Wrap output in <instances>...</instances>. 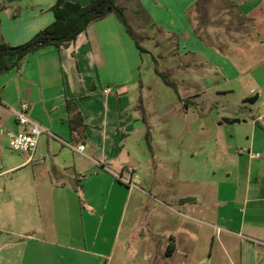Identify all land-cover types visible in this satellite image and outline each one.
Returning a JSON list of instances; mask_svg holds the SVG:
<instances>
[{
	"label": "crops",
	"instance_id": "obj_1",
	"mask_svg": "<svg viewBox=\"0 0 264 264\" xmlns=\"http://www.w3.org/2000/svg\"><path fill=\"white\" fill-rule=\"evenodd\" d=\"M58 1L0 0V44L29 41L53 22ZM199 1L116 0L161 33L164 54L162 42H152V36L147 38L153 49L141 45L145 51H140L111 13L66 45L28 53L18 68L0 74V264H109L111 256L97 245L107 243L102 233L108 217L135 193L115 176L128 166L134 168L131 179L137 186L147 183L158 206L148 202V238L135 225L124 242L148 240L154 264L198 256L204 230L194 223L204 218L215 233L203 264H264V0H223L224 28L209 26L210 2ZM153 57L184 88L183 118L208 99L200 88L209 80L210 106L198 109L215 114L196 116L194 132L186 123L179 129L185 144L191 134L210 130L212 148L221 144L227 151L218 153L227 157L224 186L214 184L211 193L173 191L167 188L171 176L156 186L143 121L144 116L151 129L156 113L145 105L148 83L158 77ZM23 102L30 104L29 116L58 138L41 135L32 159L12 151L6 135L21 130L13 111ZM164 131L172 141L178 128ZM63 142L84 149L77 152ZM172 206L186 219L179 226L161 209Z\"/></svg>",
	"mask_w": 264,
	"mask_h": 264
},
{
	"label": "rangeland",
	"instance_id": "obj_2",
	"mask_svg": "<svg viewBox=\"0 0 264 264\" xmlns=\"http://www.w3.org/2000/svg\"><path fill=\"white\" fill-rule=\"evenodd\" d=\"M207 1L210 3L206 6V21L212 22L209 26L216 28L227 27L228 18L222 15L227 11L221 8V4L225 0ZM135 7L136 5L131 4L132 10H134ZM125 15L129 25L138 35L141 45L146 48H150L151 44L148 41L147 36L149 39L152 36V42H154V40L155 42L157 40L162 42L159 46V52L161 54L165 53L167 49L164 47L166 44L163 42L164 39H162L163 37H161V33H155L156 30L149 25L148 21L142 14L132 15L128 11H125ZM209 26L207 24V27ZM168 41L170 49L172 48L174 42L171 38ZM158 67L160 71H165L163 61H158ZM171 77L172 76H170V79ZM148 84L150 87V96L145 100V105L147 107L154 108L156 113L151 114L150 118V136L152 139V147H147L151 150L149 165L151 166L152 171H154V174H157V178L159 179V183H157L156 186L163 187L166 184H164V178L171 176V183L167 184V188H171L173 191H178L181 187L188 188L189 190L197 188V190H203L204 193H211L214 184H219L220 187H223L224 184L221 181L224 180L223 168H226L224 162H226L227 157L224 156L226 157L225 159L221 158L222 155H218V153L226 155L227 151H225V148L221 144H218V150L212 148L210 143L212 142L214 134L210 132V130L203 131L201 134H198V136L191 134L192 139H190L191 136L190 138L188 136L189 141L185 144L186 139H183L179 129L186 123L189 128L188 132H190V130H193L194 132L199 118L202 119L215 114V111L213 110L209 113L207 110L201 111L198 109L210 106L209 101H211V97H213L214 93L212 88H207L210 85L209 80L207 81V78H205L204 87L200 88L204 90V96L208 99L205 98L206 100L204 103L199 104L197 110H194V115L191 114L189 118L182 117L184 109L180 101V97H184V88L180 84L177 82L175 83L176 91L165 85L159 77H156ZM224 105L226 106V103H224ZM198 111L199 114L196 115ZM198 115L199 117L196 119V116ZM168 127L178 128V131H176L177 135L172 137V141L168 140L169 138L164 135V128ZM202 142H204L205 145L203 148L200 147ZM196 146L199 148L195 149ZM193 148L195 150H190ZM182 150H184L186 156L185 158L182 155ZM217 156L219 158H216ZM186 159L187 161H185ZM190 177H197L198 179H202L204 182L202 184L198 183L197 185L195 183H181L182 179L189 182ZM212 181L214 183H212ZM147 185V183L143 182L137 186L136 189H134L135 193L129 203L125 205V202H123L122 205L120 204V207L118 204L117 212L113 210L114 213L108 217V226L106 227L105 232L102 233V235L106 237L107 243L101 246L97 245V249H100V251L111 256L109 264H154L153 259L147 256L150 249L148 240L142 244L124 242V238L127 235L125 233L132 231L135 225H139L137 229H139L138 232L140 235H144L145 238H148L149 236V228L147 226L148 202H152L155 206H158V202L153 199V195L149 196V194L153 192ZM165 203H167V205H172L167 201ZM161 209L172 219L173 225L179 226L186 220L184 219V216L180 214V210L175 206H172V208L162 207ZM121 216L123 220L120 224L119 220ZM194 224H196L198 228L201 227L204 230V235L201 239V251L198 253L199 255L193 259H189V261H185L182 255H178V257L173 259L171 264L206 263V253L210 248L212 235L215 233V229L212 227L211 221L206 218H204L202 222ZM116 234L118 237L115 240ZM100 264H108V262L104 260Z\"/></svg>",
	"mask_w": 264,
	"mask_h": 264
},
{
	"label": "trees",
	"instance_id": "obj_3",
	"mask_svg": "<svg viewBox=\"0 0 264 264\" xmlns=\"http://www.w3.org/2000/svg\"><path fill=\"white\" fill-rule=\"evenodd\" d=\"M204 0H200V5ZM54 20L51 24L38 31L29 41L19 46L0 44V74L11 69L18 68L23 57L31 52H35L45 46L53 45L61 47L75 38L86 27L94 21L105 18L113 13L124 26L127 34L132 38L140 51H145L141 46L138 35L133 31L125 15L123 7L117 5L116 0H90L88 4L59 0L52 7ZM155 62V73L161 81L176 91L175 83L170 79L169 73L160 71ZM143 121L146 126L145 139L150 147V126L145 117ZM174 251V247L172 248Z\"/></svg>",
	"mask_w": 264,
	"mask_h": 264
},
{
	"label": "built area",
	"instance_id": "obj_4",
	"mask_svg": "<svg viewBox=\"0 0 264 264\" xmlns=\"http://www.w3.org/2000/svg\"><path fill=\"white\" fill-rule=\"evenodd\" d=\"M108 91H110V88H107L105 90V92ZM29 111L30 104L26 102L21 103L19 107L13 111L15 120L17 124L21 127V130L8 131L6 135L8 140V147L12 151L21 153L27 156L28 159H32L37 149V145L41 135L49 134L52 137H57L51 134L47 129L43 128L37 122H35L29 116ZM63 143L77 152H82L84 149L83 144H79L78 146H72L70 144H67L66 142ZM133 171L134 168L132 166H128L122 171L115 173V176L119 181L123 182L128 187L136 188V182L131 179ZM217 231H219V228H217Z\"/></svg>",
	"mask_w": 264,
	"mask_h": 264
}]
</instances>
